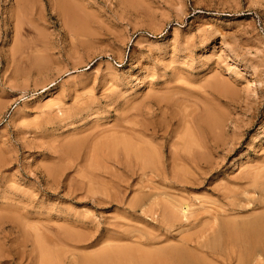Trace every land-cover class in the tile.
I'll use <instances>...</instances> for the list:
<instances>
[{
    "label": "rangeland",
    "instance_id": "374dc122",
    "mask_svg": "<svg viewBox=\"0 0 264 264\" xmlns=\"http://www.w3.org/2000/svg\"><path fill=\"white\" fill-rule=\"evenodd\" d=\"M65 1L0 0V264H82L124 235L238 264L228 231L264 214L241 177L264 169V0ZM130 129L161 177L93 154Z\"/></svg>",
    "mask_w": 264,
    "mask_h": 264
},
{
    "label": "bare ground",
    "instance_id": "6f19581e",
    "mask_svg": "<svg viewBox=\"0 0 264 264\" xmlns=\"http://www.w3.org/2000/svg\"><path fill=\"white\" fill-rule=\"evenodd\" d=\"M17 1V5H19L20 3H18V1L22 2V0H16ZM61 1V6H64V11L68 12L69 14H73L76 10H75V5H72V4H69L67 1L64 2V0H60ZM62 1L64 3H62ZM25 2V0H24ZM23 2V3H24ZM25 4V3H24ZM24 4L22 6H24ZM64 4V5H63ZM19 7V6H17ZM16 7V8H17ZM21 7V6H20ZM18 9V8H17ZM25 9V8H24ZM18 13V11H17ZM16 13V15H17ZM72 18L73 15H71ZM18 21V17L16 19ZM21 20V19H20ZM17 21H16V25H17ZM21 22V21H20ZM22 23V22H21ZM21 25V24H20ZM19 25V26H20ZM18 26V27H19ZM17 27V28H18ZM21 27H19L20 29ZM17 31V30H16ZM19 31V30H18ZM20 43V42H19ZM16 44H18V42H16ZM15 49L18 48L17 45H15ZM22 46V45H20ZM20 48V47H19ZM23 49V48H22ZM18 51H20V49H18ZM22 51V50H21ZM20 51V52H21ZM15 52V51H14ZM25 53V52H24ZM20 55V53H19ZM13 56H14V53H13ZM24 56V55H23ZM21 58H24V57H21ZM183 105V104H182ZM127 124V123H126ZM130 126V125H129ZM120 127V126H119ZM121 129V128H120ZM124 129V127H123ZM140 130V129H138ZM130 131V132H129ZM129 131H124L123 133L124 134H134V137H132V139H127L125 138L124 136H118L117 133L118 132H121V131H118L115 135L111 134V136H108V137H105L104 140H102L101 142L97 143L94 147V153L95 154V157L97 155H100L104 158H107L108 160H112L111 162H114L115 165H118V162H115V159L116 157H118V152L119 150H123L124 155H125V158L126 159H129V160H135L136 164L138 165V167L140 168V170L144 173L145 171H151L153 173H157L158 172V176L161 177V174L162 172H165L164 170L161 171L159 165L161 164H158L157 165V160H156V157H155V154L153 153L154 151H151V149L148 147V145L146 144V141L143 142V140H141L140 138H138L135 134L138 133L137 129H130ZM141 131H139L140 133ZM144 132V131H143ZM146 133V132H145ZM121 134V133H120ZM141 134V133H140ZM147 134V133H146ZM127 136V135H126ZM133 140V142H132ZM146 140V139H145ZM134 141H136L138 144H135ZM182 141V140H181ZM187 142H189L188 140H185ZM183 142V141H182ZM191 142V141H190ZM187 144V143H186ZM193 144V143H191ZM147 145V147L145 146ZM150 146V145H149ZM189 146V144H188ZM193 146V145H192ZM152 147V146H150ZM182 147V145H181ZM185 148L187 147L186 145L184 146ZM185 148H182V149H185ZM178 149V148H176ZM180 150V149H179ZM189 150V149H188ZM192 150V149H191ZM178 151V150H177ZM193 151V150H192ZM231 151V150H230ZM229 151V152H230ZM188 152V151H187ZM186 152V154H187ZM196 153V151H195ZM176 155H179V153L177 154L176 152L173 153V165H176L177 164V161L178 159H181L182 157H186V155H183L181 158L176 157ZM189 155V154H188ZM195 155V154H194ZM94 156V155H93ZM157 156V155H156ZM193 157V155H192ZM182 158V159H183ZM196 159V157H195ZM114 160V161H113ZM117 160V159H116ZM185 159L182 160V162L184 161ZM162 161V160H161ZM190 161V160H189ZM192 161V159H191ZM194 161V160H193ZM264 161V160H263ZM134 162V164H135ZM130 163V162H129ZM132 163V162H131ZM160 163V160L159 162ZM180 163V162H179ZM186 163V162H185ZM194 163V162H193ZM163 164V162H162ZM179 165V164H178ZM93 167L92 168V171L95 170V166L92 165ZM260 166V165H259ZM258 166V167H259ZM138 168V169H139ZM162 168H164L162 166ZM254 168V167H252ZM260 169H258L256 167V169L254 168L252 171H249L247 170V172H245L244 175H242V179H244L246 182H248L247 184L250 185L252 184V186L255 185V188L259 187L262 188V192H264V169H261V167H259ZM264 168V167H263ZM60 170V169H59ZM55 171V170H54ZM92 171H89L93 174H95L94 172ZM244 173V172H243ZM47 174V173H46ZM92 174V175H93ZM96 175V174H95ZM155 175V174H154ZM97 176V175H96ZM92 177V176H90ZM240 177V178H241ZM93 178V177H92ZM89 180V179H88ZM94 179H91V181H93ZM246 184V185H247ZM251 186V185H250ZM249 186V187H250ZM248 187V188H249ZM253 188V187H252ZM245 192H248L249 191L246 189ZM96 192L92 193V194H95ZM250 194V193H249ZM263 194V193H262ZM146 194H143L141 200L144 201L145 199V196ZM264 195V194H263ZM111 196V195H110ZM243 196V195H242ZM253 196V195H252ZM147 197V196H146ZM150 197V196H149ZM245 198V196H243ZM112 200L109 201V206L112 207L114 206V204H116L115 202L119 203L120 201L118 200L117 197H114L112 198ZM247 199V197H246ZM93 200V199H92ZM95 200V198H94ZM104 200V199H103ZM102 200V201H103ZM109 200V199H108ZM148 201V200H147ZM104 204L106 203V201H103ZM103 202H101L100 200L97 199V203L99 204H103ZM253 203V205H255V207H264V198H262L261 200H253V199H248V202L247 204H250V203ZM139 203H140V200L137 199V200H134L132 203L128 204L130 205V210L132 211H135V207L137 208V206L139 207ZM117 205V204H116ZM145 206V204L142 203V206ZM231 205H236V204H231ZM238 205V204H237ZM236 205V206H237ZM240 205V204H239ZM243 206V205H242ZM141 207V206H140ZM245 207V206H244ZM145 208V207H144ZM142 208V209H144ZM242 207L241 206H238V207H233L232 208V211H239L241 212L242 211ZM150 211L153 212V210H151V208H149ZM149 213V212H148ZM171 213V212H170ZM151 214V213H150ZM154 214V213H153ZM168 214V212H167ZM174 214V213H173ZM170 215V214H169ZM257 215V214H256ZM256 215H252V216H255L253 218L248 219L246 221V219L243 221L241 220V222H238L236 225H232V226H235L233 227L232 229H230V233H228V238H227V242L229 244V246L227 245L226 247L228 248L229 247V250L230 249V246L231 248H237V250L234 252V250L232 249L231 252L233 251L234 254H235V257L237 256L238 258V264H247V262L249 260H253V264H264V214H261L260 216H256ZM167 216V215H165ZM245 218V217H244ZM1 221V219H0ZM233 221V220H232ZM2 222V221H1ZM176 222V218H175V215H171V216H168L166 217L164 223L166 225H173L174 223ZM231 222V220H230ZM224 223V222H223ZM229 223V222H228ZM236 223V222H234ZM226 224V223H225ZM3 225V223H2ZM5 225V224H4ZM224 225V224H222ZM230 225V224H229ZM221 226V225H220ZM231 226V225H230ZM217 227V226H216ZM219 227V225H218ZM217 227V228H218ZM222 227H226L225 226H222ZM2 228V227H1ZM216 228V230H217ZM225 229V228H224ZM228 229V228H227ZM228 229V230H229ZM68 230V229H67ZM215 230V231H216ZM223 230V229H222ZM221 230V231H222ZM218 231V230H217ZM214 232L215 234L218 233V232ZM221 231H219V233H221ZM224 231V230H223ZM225 232V231H224ZM219 233L216 235V239L219 238ZM223 233V232H222ZM64 234V233H63ZM67 234V233H66ZM3 235V234H2ZM221 235V234H220ZM215 236V235H214ZM213 236V237H214ZM218 236V238H217ZM148 237V236H147ZM206 235L202 236L201 239L205 238ZM221 237V236H220ZM169 238V236H168ZM167 238V239H168ZM220 239V238H219ZM112 241V240H111ZM113 241H116L117 242V245H113V246H110L111 244H109V246L107 245V247H103L104 249H102L101 251L97 252V253H93V255H90V256H83L82 259V264H188V259L187 261L183 260V259H180V253H182V248L184 247H187V248H191L192 247V244H195L199 247H201L200 249H203V247L207 248V245L205 244L206 242H200V241H191L190 239L188 240H184L183 243H182V246H167V247H161V248H158L154 251H148V250H145V247H147L148 245L150 244H153L155 242V239H144V237H134V236H130V235H124V236H120L119 238L113 240ZM220 241V240H219ZM217 242V241H216ZM225 242L224 244L226 245ZM122 243V244H120ZM125 243V244H124ZM215 243V241H214ZM218 243V242H217ZM120 244V245H119ZM209 244V243H208ZM14 245V244H13ZM222 245V244H221ZM224 245V246H225ZM3 246V245H2ZM2 246L0 249H2ZM18 246V245H17ZM218 246V245H217ZM222 247V246H221ZM214 248V247H213ZM217 248V247H216ZM17 249V248H16ZM186 249V248H185ZM198 249V248H197ZM215 249V248H214ZM213 249V250H214ZM4 250V249H3ZM216 250V249H215ZM3 252L5 251H2V255H3ZM202 252V251H201ZM223 252V251H222ZM230 252V251H229ZM0 254H1V250H0ZM8 254V253H7ZM204 254V252H203ZM218 254V253H217ZM41 255V254H40ZM44 255V254H43ZM42 255V256H43ZM222 255V254H221ZM8 256V255H7ZM171 256V257H170ZM228 257V260L231 261V259L234 257L232 254H228L227 255ZM12 257V256H10ZM15 257V256H14ZM44 257V256H43ZM219 257V255H218ZM216 256V258H218ZM234 257V259H235ZM201 258V257H199ZM48 259V258H47ZM46 259V261H47ZM203 259V258H201ZM219 259V258H218ZM197 260V258H196ZM195 260V261H196ZM44 261V260H43ZM21 262V261H20ZM23 262V260H22ZM187 262V263H186ZM197 262V261H196ZM204 262V261H203ZM250 262V261H249ZM45 263V262H44ZM191 263V262H190ZM209 263V262H208ZM251 263V262H250ZM20 264V263H19ZM48 264V262H47ZM80 264V263H79ZM197 264V263H196ZM252 264V263H251Z\"/></svg>",
    "mask_w": 264,
    "mask_h": 264
}]
</instances>
